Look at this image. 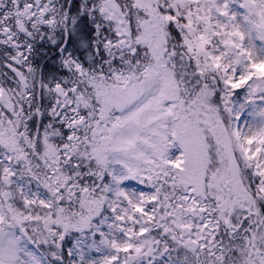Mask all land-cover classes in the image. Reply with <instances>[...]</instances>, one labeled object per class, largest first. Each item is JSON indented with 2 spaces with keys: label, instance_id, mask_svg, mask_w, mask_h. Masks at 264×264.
<instances>
[{
  "label": "snow or ice",
  "instance_id": "6c2138e0",
  "mask_svg": "<svg viewBox=\"0 0 264 264\" xmlns=\"http://www.w3.org/2000/svg\"><path fill=\"white\" fill-rule=\"evenodd\" d=\"M0 264H264V0H0Z\"/></svg>",
  "mask_w": 264,
  "mask_h": 264
}]
</instances>
